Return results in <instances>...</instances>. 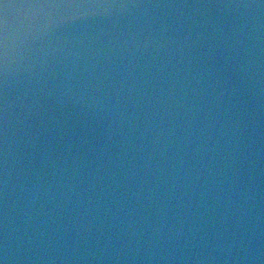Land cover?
<instances>
[{"label": "water", "instance_id": "obj_1", "mask_svg": "<svg viewBox=\"0 0 264 264\" xmlns=\"http://www.w3.org/2000/svg\"><path fill=\"white\" fill-rule=\"evenodd\" d=\"M5 2L6 264H264V3Z\"/></svg>", "mask_w": 264, "mask_h": 264}, {"label": "snow or ice", "instance_id": "obj_2", "mask_svg": "<svg viewBox=\"0 0 264 264\" xmlns=\"http://www.w3.org/2000/svg\"><path fill=\"white\" fill-rule=\"evenodd\" d=\"M261 3H264V0H261ZM10 5L5 2V0H0V36H2L3 29L6 27V16L3 13L2 9L8 8ZM17 7L23 6H34L32 4H17ZM35 6L39 7H52V8H75L81 6L79 0H42L35 4ZM3 44L2 38H0V45ZM0 113H2V109H0ZM5 135L3 129V116L0 114V143L3 142V136ZM3 164H4V154L3 151L0 150V172L3 171ZM2 179V178H0ZM2 211V208H0ZM0 264H6V261L0 257Z\"/></svg>", "mask_w": 264, "mask_h": 264}, {"label": "clouds", "instance_id": "obj_3", "mask_svg": "<svg viewBox=\"0 0 264 264\" xmlns=\"http://www.w3.org/2000/svg\"><path fill=\"white\" fill-rule=\"evenodd\" d=\"M154 231H156V229H154ZM6 261V258H3Z\"/></svg>", "mask_w": 264, "mask_h": 264}]
</instances>
